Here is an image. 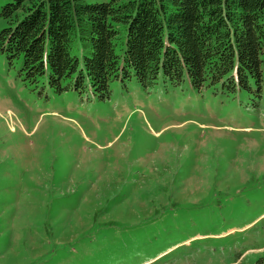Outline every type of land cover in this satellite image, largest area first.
Here are the masks:
<instances>
[{"label":"rangeland","instance_id":"1","mask_svg":"<svg viewBox=\"0 0 264 264\" xmlns=\"http://www.w3.org/2000/svg\"><path fill=\"white\" fill-rule=\"evenodd\" d=\"M18 72L0 54V264H264V87Z\"/></svg>","mask_w":264,"mask_h":264},{"label":"trees","instance_id":"2","mask_svg":"<svg viewBox=\"0 0 264 264\" xmlns=\"http://www.w3.org/2000/svg\"><path fill=\"white\" fill-rule=\"evenodd\" d=\"M0 54L25 82L57 93L160 76L198 91L261 96L264 0H7Z\"/></svg>","mask_w":264,"mask_h":264}]
</instances>
